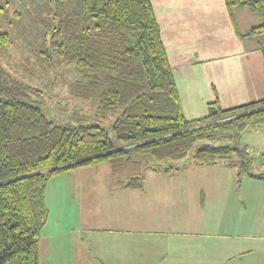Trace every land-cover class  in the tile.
Wrapping results in <instances>:
<instances>
[{
    "label": "trees",
    "instance_id": "16d2710c",
    "mask_svg": "<svg viewBox=\"0 0 264 264\" xmlns=\"http://www.w3.org/2000/svg\"><path fill=\"white\" fill-rule=\"evenodd\" d=\"M225 3L262 13L263 22L240 36L257 38L264 60V0ZM53 20L51 50L80 73L73 94L116 119L109 129L55 123L44 93L0 66V264H39L46 186L70 171L107 164L113 185L142 191L143 173L179 171L187 160L235 169L237 188L243 178L264 182L239 145L244 132L264 125V99L230 109L214 101L206 117L187 121L151 0H81L80 12ZM9 42L0 33V46Z\"/></svg>",
    "mask_w": 264,
    "mask_h": 264
},
{
    "label": "crops",
    "instance_id": "0c3cea01",
    "mask_svg": "<svg viewBox=\"0 0 264 264\" xmlns=\"http://www.w3.org/2000/svg\"><path fill=\"white\" fill-rule=\"evenodd\" d=\"M151 5L187 121L214 101L230 109L264 99L258 39L240 36L257 26L252 14L263 22L260 11H230L225 0ZM247 150L264 171V152ZM227 168L148 171L142 191L113 185L96 166L53 178L45 193L48 207L56 193L57 214L41 231L39 264H264V182L234 187Z\"/></svg>",
    "mask_w": 264,
    "mask_h": 264
},
{
    "label": "rangeland",
    "instance_id": "374dc122",
    "mask_svg": "<svg viewBox=\"0 0 264 264\" xmlns=\"http://www.w3.org/2000/svg\"><path fill=\"white\" fill-rule=\"evenodd\" d=\"M80 10L81 0H63V3L60 0H0V33H7L10 38L9 44L0 46V66L15 80L44 93L47 115L55 123L78 124L88 120L109 129L116 115L100 117L94 107H88L73 94L80 73L74 65L60 62L49 44L53 18ZM249 17L254 25L259 24L256 13ZM86 116L89 118L85 119ZM239 145L253 153L264 152V125L249 128L242 134ZM188 163L182 161L179 167L189 166ZM98 167L109 168L107 164ZM227 169L236 180V170ZM49 192L47 207L51 216L54 212L57 214V200L56 193Z\"/></svg>",
    "mask_w": 264,
    "mask_h": 264
},
{
    "label": "built area",
    "instance_id": "2783aa9c",
    "mask_svg": "<svg viewBox=\"0 0 264 264\" xmlns=\"http://www.w3.org/2000/svg\"><path fill=\"white\" fill-rule=\"evenodd\" d=\"M257 160H263L264 161V155H259L258 153L256 154Z\"/></svg>",
    "mask_w": 264,
    "mask_h": 264
}]
</instances>
